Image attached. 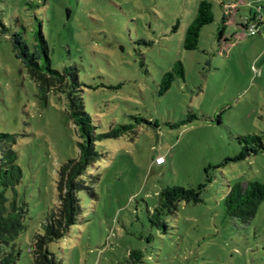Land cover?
Returning a JSON list of instances; mask_svg holds the SVG:
<instances>
[{
    "label": "rangeland",
    "instance_id": "rangeland-1",
    "mask_svg": "<svg viewBox=\"0 0 264 264\" xmlns=\"http://www.w3.org/2000/svg\"><path fill=\"white\" fill-rule=\"evenodd\" d=\"M201 1L211 4L213 22L186 51ZM252 11L262 23L246 36L234 23ZM37 24L53 68L78 66L96 132L131 129L97 144L77 223L48 244L56 263L124 264L138 250L143 264H264V200L246 224L222 207L229 186L264 184V152L235 160L241 137L264 141V0H0V134L13 135L28 208L16 264H32L33 237L57 203V171L77 158L79 142L64 101L51 93L45 104L12 54L10 35L30 40ZM177 62L184 75L161 94L162 76ZM200 185L201 203L182 205L165 230L151 225L162 188Z\"/></svg>",
    "mask_w": 264,
    "mask_h": 264
},
{
    "label": "trees",
    "instance_id": "trees-1",
    "mask_svg": "<svg viewBox=\"0 0 264 264\" xmlns=\"http://www.w3.org/2000/svg\"><path fill=\"white\" fill-rule=\"evenodd\" d=\"M212 22L211 4L201 1L194 20L185 31L183 49L196 50L200 30ZM228 22L226 17L222 18L219 40L224 38V28ZM249 23L257 26L262 20L257 19V13L252 11L241 23L234 25L246 34ZM9 40L12 54L37 85L44 103L46 104L47 97L51 93L64 101L65 114L75 127L79 138L77 158L64 162L57 171L55 182L57 203L49 209L41 223L42 233L36 234L31 243L32 264H57L55 257L48 251V244L64 239L70 228L77 223L82 211L79 195L84 191L90 192L85 179L88 168L100 157L97 144L106 139L120 137L131 129L130 126H118L107 133L96 132L98 128L92 123L85 110L78 66L73 63L62 69L53 68L50 49L39 24L30 40L22 32H13ZM183 75L182 64L175 63L172 69L162 76L159 92L165 93L170 88L171 82L177 76L183 77ZM240 140L241 150L235 160H243L249 154L264 152L262 137H241ZM13 145V135L0 134V264H16L19 259L15 240L25 230L28 214L27 205L18 192L22 171L18 165V152ZM207 182L210 180L207 179ZM202 190L203 185L196 188L180 186L162 188L157 193L156 204L148 212L151 225L158 230H165L167 219L182 205H196L202 202ZM263 200V183L250 181L243 187L237 182L229 186L222 199L223 212L229 219L246 224L254 217ZM124 264H143L142 252L138 250L129 252Z\"/></svg>",
    "mask_w": 264,
    "mask_h": 264
},
{
    "label": "built area",
    "instance_id": "built-area-1",
    "mask_svg": "<svg viewBox=\"0 0 264 264\" xmlns=\"http://www.w3.org/2000/svg\"><path fill=\"white\" fill-rule=\"evenodd\" d=\"M257 32H258V29L255 26V24L249 23L247 26L246 35L247 36H254ZM154 162L156 165L160 166V165L164 164L165 159L163 156L158 155L157 157H155Z\"/></svg>",
    "mask_w": 264,
    "mask_h": 264
}]
</instances>
